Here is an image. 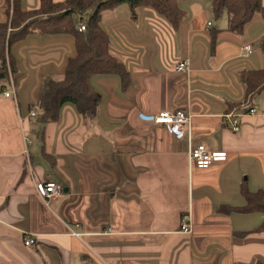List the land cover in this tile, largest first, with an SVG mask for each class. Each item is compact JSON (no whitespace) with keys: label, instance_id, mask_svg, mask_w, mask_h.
Instances as JSON below:
<instances>
[{"label":"crops","instance_id":"crops-1","mask_svg":"<svg viewBox=\"0 0 264 264\" xmlns=\"http://www.w3.org/2000/svg\"><path fill=\"white\" fill-rule=\"evenodd\" d=\"M21 1L27 10L39 7ZM11 4L0 0V23ZM178 5L185 17L175 31L146 8L133 17L125 5L110 10L102 26L129 83L91 79L102 96L93 122L72 105L55 123L31 117L41 79L61 77L74 54L70 36L34 30L12 47L16 75L9 72L0 88V264H264L263 215L223 212L243 207L245 190L264 193V90L246 106L239 79L263 66L255 43L264 22L256 16L234 35L211 22V0ZM179 60L189 61L187 73L168 68ZM10 82L15 97L5 98ZM175 110L190 116L194 145L227 157L206 170L190 167L187 138L139 119ZM47 181L63 187L48 206L35 190ZM187 213L190 234L180 230Z\"/></svg>","mask_w":264,"mask_h":264},{"label":"trees","instance_id":"trees-1","mask_svg":"<svg viewBox=\"0 0 264 264\" xmlns=\"http://www.w3.org/2000/svg\"><path fill=\"white\" fill-rule=\"evenodd\" d=\"M38 1L37 9L27 10L21 0H12L11 8L6 10V20L0 23V88L8 80L9 72L13 78L16 75L17 66L11 55L12 47L25 41L31 31H38L40 36H70L74 54L67 59L63 75L41 79L37 104L33 107L35 121L41 125L55 123L66 105L74 106L86 123L93 122L102 101L101 94L90 83L95 76L114 75L121 79L123 86L128 85V71L111 54L110 39L102 26L103 11L125 5L133 17L138 9L146 8L167 23L172 31L185 17V12L178 5L182 0ZM211 12L214 18L225 12L224 32L234 35H242L256 16L264 22L262 0H211ZM79 24L84 25V31L79 32ZM217 32L220 31H212V36L215 37ZM259 48L263 57L262 68L239 73L245 100H248L246 106L251 105L264 90V36L259 40ZM244 196L246 204L243 207H228L223 212L260 213L263 221L257 231L264 232V193L245 190Z\"/></svg>","mask_w":264,"mask_h":264},{"label":"built area","instance_id":"built-area-1","mask_svg":"<svg viewBox=\"0 0 264 264\" xmlns=\"http://www.w3.org/2000/svg\"><path fill=\"white\" fill-rule=\"evenodd\" d=\"M210 27L208 23L207 28ZM79 32L85 30L83 24L78 26ZM252 52L251 44L245 45L241 51V58H246ZM172 72L177 74H185L189 71V61L179 60L173 65L168 67ZM15 86L10 82V89L3 93L5 98L15 97ZM248 115H257V111L254 108H250L247 111ZM35 113H31V117H34ZM228 119L231 116H227ZM139 119L153 125H158L165 127L177 140H181L184 137L188 140V164L190 167H194L199 170L208 169L213 162L225 159L227 153L224 151H211L208 150L204 145H194L191 139V120L190 116L187 115L182 110L175 111H163L153 115L139 114ZM231 130L234 133L239 131V126L237 121H230ZM36 193L38 197L43 201V203L48 206L50 200L54 197H59L63 193V187L55 182L47 181L45 183L37 184L35 186ZM180 230L182 233H191L190 215L184 214L181 217ZM74 236H79L78 234L72 233ZM23 243L26 247H31L34 245V240L32 237H25Z\"/></svg>","mask_w":264,"mask_h":264},{"label":"rangeland","instance_id":"rangeland-1","mask_svg":"<svg viewBox=\"0 0 264 264\" xmlns=\"http://www.w3.org/2000/svg\"><path fill=\"white\" fill-rule=\"evenodd\" d=\"M110 15H112V12H110V10L103 11L102 12V22L105 19H107ZM221 21H222V23L226 24V13L225 12H223L218 18L212 17V20H211V22H213V23H221ZM26 24H27V22L24 25H26ZM124 25H126L128 27V24H124ZM113 42H114V40H113ZM255 47L259 48V43L258 42L255 43ZM30 136H32V135H30Z\"/></svg>","mask_w":264,"mask_h":264}]
</instances>
